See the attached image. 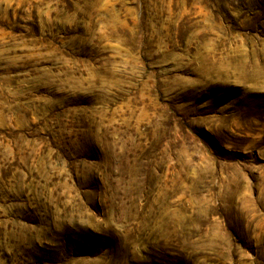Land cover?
<instances>
[{
	"label": "rangeland",
	"instance_id": "1",
	"mask_svg": "<svg viewBox=\"0 0 264 264\" xmlns=\"http://www.w3.org/2000/svg\"><path fill=\"white\" fill-rule=\"evenodd\" d=\"M0 264H264V0H0Z\"/></svg>",
	"mask_w": 264,
	"mask_h": 264
}]
</instances>
